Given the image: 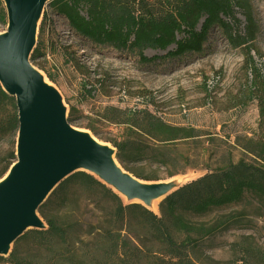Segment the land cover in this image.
<instances>
[{"label": "trees", "instance_id": "1", "mask_svg": "<svg viewBox=\"0 0 264 264\" xmlns=\"http://www.w3.org/2000/svg\"><path fill=\"white\" fill-rule=\"evenodd\" d=\"M48 5L96 48H111L144 64L202 53L212 29H220L232 47L243 51L244 66L254 78L264 142V84L258 81L255 60V54L261 55L255 45L259 27L248 0H51ZM48 21L44 15L31 56L40 69L38 59ZM0 23L7 26L3 0ZM148 50L164 53L149 56ZM48 77L54 81L50 74ZM69 121H73L71 114ZM124 123L125 135L110 142L118 161L136 177L165 180L154 168L167 169L170 178L190 165L192 156L175 145L198 136L194 128L171 125L148 108L126 110ZM18 129L16 100L0 84V145L10 147L6 155L0 152V179L16 161ZM262 161L253 164L231 159L182 185L159 204L158 212L140 203H127L92 174L76 172L40 207L47 229L26 232L8 257H0V264H264L261 249L244 247L237 252L238 243H234L235 256L226 262L206 252L208 242L235 223L233 215L214 224L192 220L240 203L247 194L264 205V158ZM53 204H59L60 210L48 217ZM81 204L88 208L84 214L77 212ZM24 238L42 251L40 256L22 253L19 243Z\"/></svg>", "mask_w": 264, "mask_h": 264}, {"label": "rangeland", "instance_id": "2", "mask_svg": "<svg viewBox=\"0 0 264 264\" xmlns=\"http://www.w3.org/2000/svg\"><path fill=\"white\" fill-rule=\"evenodd\" d=\"M248 1L259 27L255 45L261 55L255 54V60L260 70L258 81L264 84V0ZM44 15L49 21L42 56L38 59L41 69L35 66L63 95L68 115L73 116V126L111 144L110 140L120 139L126 133V110L148 108L171 125L194 128L198 136L179 140L175 145L192 156L190 165L170 178L167 169L154 168L160 177L178 185L195 180L231 159L263 162L264 142L254 99V78L244 66L243 51L232 47L220 29H212L202 53L144 64L135 56L111 48H96L76 34L66 17L49 5ZM240 18L245 22L242 15ZM5 29L0 23V32ZM163 53L147 51L149 56ZM9 149L7 143L0 145L3 155ZM59 210L60 205L53 204L46 214L53 217ZM87 211L81 204L77 212ZM230 215L235 223L209 241L206 252L220 262L232 259L235 251L244 247L264 252V205L251 194L240 203L192 220L214 224ZM234 243L240 245L235 249ZM19 244L24 255L42 253L27 244L26 238Z\"/></svg>", "mask_w": 264, "mask_h": 264}, {"label": "water", "instance_id": "3", "mask_svg": "<svg viewBox=\"0 0 264 264\" xmlns=\"http://www.w3.org/2000/svg\"><path fill=\"white\" fill-rule=\"evenodd\" d=\"M50 1L3 0L7 26L0 32V84L16 100L19 129L16 161L0 179V257H8L29 230L47 229L40 207L76 172L92 174L127 203L152 211L154 202L184 185L136 177L118 161L114 146L71 124L63 95L31 60Z\"/></svg>", "mask_w": 264, "mask_h": 264}, {"label": "bare ground", "instance_id": "4", "mask_svg": "<svg viewBox=\"0 0 264 264\" xmlns=\"http://www.w3.org/2000/svg\"><path fill=\"white\" fill-rule=\"evenodd\" d=\"M157 205H158V201L154 202L152 207H154V209H157Z\"/></svg>", "mask_w": 264, "mask_h": 264}]
</instances>
